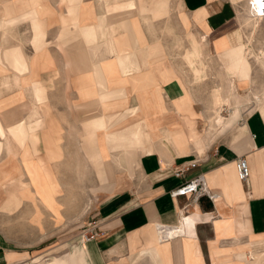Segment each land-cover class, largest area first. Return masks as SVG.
I'll return each instance as SVG.
<instances>
[{
    "label": "crops",
    "instance_id": "1",
    "mask_svg": "<svg viewBox=\"0 0 264 264\" xmlns=\"http://www.w3.org/2000/svg\"><path fill=\"white\" fill-rule=\"evenodd\" d=\"M177 2L184 34L206 40L214 57L250 35L247 0ZM169 6L0 0V198L15 197L7 230L0 210V264L28 260L62 218L92 219L99 236L44 264L69 255L70 264H264V97L228 131V143L175 148L170 137L187 141L201 115L187 90L192 50L177 65L159 40L158 18ZM253 36L264 48V20ZM239 158L249 167L246 182L236 175ZM198 176L208 196L171 197ZM47 185L55 186L54 210L43 198ZM160 225L183 235L157 241ZM23 232L34 239L22 244L15 235Z\"/></svg>",
    "mask_w": 264,
    "mask_h": 264
},
{
    "label": "rangeland",
    "instance_id": "2",
    "mask_svg": "<svg viewBox=\"0 0 264 264\" xmlns=\"http://www.w3.org/2000/svg\"><path fill=\"white\" fill-rule=\"evenodd\" d=\"M154 1L155 4H160L165 1L168 5L170 3V16L168 13L166 17L164 16L162 18H158L161 19L159 24V40L164 49L171 50L175 53L177 65H181L184 61L183 57L185 54L188 53L190 49L192 50L187 54V61L185 60L187 64V90L190 92L194 101L193 106L195 112L201 116L199 118L200 121L197 122V126H195V122L192 124L195 131V135L192 140H196L197 142L195 145L190 144L191 149L195 150L194 146H199V144L201 145L202 143H228L230 141L229 138L226 137L228 131L232 129L233 126L235 127V130L238 129L242 119H244V117L256 107L257 99L264 97V71L260 67V52H258L264 48H259L260 45L257 43V41L261 39L254 36L252 37L251 27L253 20L248 16L247 25L250 27V35L247 37L246 42L243 43L244 45H247L246 51L249 58L250 71L248 74V81L239 83L237 80H230V76L226 73L225 64L222 62L220 57H214L210 54L205 43L199 44L194 40H191L190 42V39H192L190 38L191 36L187 33L184 34L182 20L186 19L183 18L184 15L179 8L177 0ZM143 14L145 15L147 13ZM188 30L196 37L197 40H199L200 37L194 31L190 28H188ZM200 51L201 56L198 57ZM215 97H220L221 99L226 98L227 100L229 99L230 106L226 109H229L232 113L235 111L236 107H239L240 114L231 127H225L224 129H212V124L216 116L215 111L218 109L214 106ZM226 109L224 108L221 112L225 119H229V114L226 112ZM189 114H192V112L188 113L187 119L191 117L194 119V116ZM217 133H220V135L214 137ZM204 139H207V142H204ZM171 142L173 143V139ZM175 148H177L180 152H185V147H181L176 144ZM14 198L15 197L0 198L1 230H7V218L5 216L7 213V207L11 205ZM43 198L46 199L47 206L54 210L56 204L53 198ZM2 199L5 201H2ZM2 212H5V214ZM21 220L23 219L21 218ZM91 220H81V222L78 223L77 221L73 222V219H60V221L63 222V226L61 228H59L56 232L40 235V237L47 239V242L41 246L44 249L42 248L34 251L31 250L32 253H30V255L32 254V256L20 264H44L50 261L53 257H63L65 254L74 252V250L77 249L76 247L79 246L80 243H83L80 238L82 230L89 223L93 222ZM15 236L17 240L23 244L26 241L34 239L35 234L23 232L17 233ZM17 252H23V249L18 248ZM69 256L63 258L61 264H70ZM50 264H54V262Z\"/></svg>",
    "mask_w": 264,
    "mask_h": 264
},
{
    "label": "bare ground",
    "instance_id": "3",
    "mask_svg": "<svg viewBox=\"0 0 264 264\" xmlns=\"http://www.w3.org/2000/svg\"><path fill=\"white\" fill-rule=\"evenodd\" d=\"M248 9H249V6H248ZM248 9H247L248 16L250 17V19L253 20L252 21V27H251V29H252V37H253V34H255L258 31V29L260 28V22L261 21L256 19V18L251 17L250 12H249ZM239 27H241V26H239ZM203 40L204 39L201 38V42L204 43V41H206V40H204V41ZM245 51H246L245 45L244 44H239V45L230 46V47L224 49L223 52L218 55L220 57V59L222 60V62L225 64L226 73L230 76V80L231 81H236L238 79H240L239 83L248 81V74H249V71H250V66H249L248 53H247V51L246 52ZM258 52H260V58H259L260 62L258 60L257 61L260 63V67L264 71V49L261 50V51H258ZM197 79H199V78H197ZM187 96H188V93H187ZM225 99H221L220 97H215V99H214V106L217 107L218 109L215 111V115L216 116L214 118V121H213V124H212V128H223L224 129L225 127H227V128L231 127L233 122H235L236 118L240 114L239 113L240 112L239 111V107H236V109H235V111L233 113L229 109H226L230 105H229V99L228 100L227 99L225 100ZM188 103H189V101L187 99V116H188V113H191V109H190V106H188ZM224 108L227 110L226 112L229 114V119H225V117L222 115L221 111H223ZM179 125H181V124H179ZM187 126H188V123H187ZM191 127H193V125H191ZM187 128H189V127H187ZM194 132H195L194 129L192 131H188L187 130V141L183 137V135H181V134H176V136H174L173 138L170 137V140L173 139L174 146H176V144H177V145H179L181 147H185V149H186V146H187L188 142L192 141L193 136L195 135ZM187 152H188V147H187ZM97 153L99 154L98 151H97ZM97 153L95 152V154H97ZM51 156L53 157L54 155H51ZM96 156L98 158H96L95 155L93 154L92 160H95V162L96 161L97 162H101L102 160L101 161L99 160L100 159L99 158L100 154H99V156L98 155H96ZM89 158H90V156H89ZM96 166H97V164H96ZM30 173L32 175H34V178L37 179L36 181L39 184L40 183V178L37 175H40V173L37 174V171H34V170L30 171ZM98 173H100V171H98ZM1 178H2L4 183L10 180L9 179V175H8L7 172H4ZM47 181L48 182L50 181L49 180V174L47 176ZM106 182H107V180H106ZM45 191H46L47 197H50V195L52 193H55V186L54 185H52V186L47 185L45 187ZM175 228H178V226H176ZM178 230L182 234L180 228H178ZM154 233H155L157 241L158 240L162 241L164 238L171 239V238L174 237V235L177 234L176 232L172 231V229H169V228H165V229H163L161 231L160 226L156 227Z\"/></svg>",
    "mask_w": 264,
    "mask_h": 264
},
{
    "label": "built area",
    "instance_id": "4",
    "mask_svg": "<svg viewBox=\"0 0 264 264\" xmlns=\"http://www.w3.org/2000/svg\"><path fill=\"white\" fill-rule=\"evenodd\" d=\"M247 3L249 6V12L251 17L256 18L260 21L264 20V0H247ZM187 169L188 167L183 170L177 171L175 175L179 177ZM235 170L239 181L246 182L248 180L250 171L247 162L244 158H239L236 161ZM170 195L173 198L179 196H194L196 199H198L203 196H208L209 192L203 179L198 176L190 181L185 182L178 189L172 191ZM183 209H185V207H183ZM97 228L98 227L96 223L94 222L89 223L82 230V235L80 237L81 240L83 242H89L95 240L99 236V231ZM165 228L172 229V231L177 233L176 235H174L173 238L183 235V233L182 234L180 233L178 228L165 227L160 225L161 231ZM168 239L169 238H164L162 241H166Z\"/></svg>",
    "mask_w": 264,
    "mask_h": 264
}]
</instances>
